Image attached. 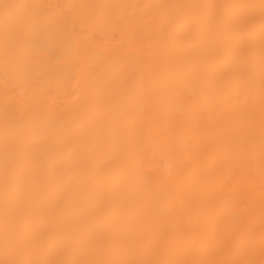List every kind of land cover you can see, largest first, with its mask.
Masks as SVG:
<instances>
[{"label":"bare ground","instance_id":"bare-ground-1","mask_svg":"<svg viewBox=\"0 0 264 264\" xmlns=\"http://www.w3.org/2000/svg\"><path fill=\"white\" fill-rule=\"evenodd\" d=\"M0 264H264V0H0Z\"/></svg>","mask_w":264,"mask_h":264}]
</instances>
